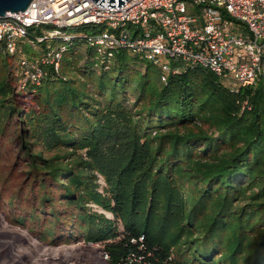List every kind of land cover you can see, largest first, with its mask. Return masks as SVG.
I'll use <instances>...</instances> for the list:
<instances>
[{
  "label": "trees",
  "instance_id": "16d2710c",
  "mask_svg": "<svg viewBox=\"0 0 264 264\" xmlns=\"http://www.w3.org/2000/svg\"><path fill=\"white\" fill-rule=\"evenodd\" d=\"M76 40L86 42L64 55ZM59 41H39L35 53ZM70 54L21 90L20 55L0 53V133L14 135L27 165L25 193L8 200H22L16 220L47 210L44 234L76 226L109 264H264L263 76L232 91L201 66L164 82L117 54L106 68L93 52V69L91 57ZM26 92L36 98L27 109L17 99Z\"/></svg>",
  "mask_w": 264,
  "mask_h": 264
},
{
  "label": "built area",
  "instance_id": "2783aa9c",
  "mask_svg": "<svg viewBox=\"0 0 264 264\" xmlns=\"http://www.w3.org/2000/svg\"><path fill=\"white\" fill-rule=\"evenodd\" d=\"M81 25H86L83 33L67 31ZM41 26L49 29L33 32ZM78 37L104 67L125 49L155 63L164 82L201 66L238 91L264 75V0H126L121 6L32 0L23 11L0 15V53L16 58L25 42L35 48L43 40L67 42L49 43L35 57H17L21 90L39 84L49 67L59 71L68 43Z\"/></svg>",
  "mask_w": 264,
  "mask_h": 264
},
{
  "label": "rangeland",
  "instance_id": "374dc122",
  "mask_svg": "<svg viewBox=\"0 0 264 264\" xmlns=\"http://www.w3.org/2000/svg\"><path fill=\"white\" fill-rule=\"evenodd\" d=\"M102 26L99 25V28ZM41 31H46V26H41ZM144 30V27L141 31ZM67 31L75 33L85 32V28L69 27ZM60 44L67 43L65 40H60ZM78 43V44H77ZM77 44V45H76ZM76 45V46H75ZM24 46V53L22 55L35 57L38 53L36 48L29 43ZM78 49L83 56L81 63L87 61L86 66L93 69L94 59L92 47H88L85 41L78 42L73 45H69L68 52L64 55V59L70 57L72 50ZM119 60L125 65L130 67L140 68L145 71L148 68V73L152 76H159L160 69L148 59L141 58L140 56L132 53L131 51H125L123 55H118ZM80 56V55H79ZM16 61H19L17 58ZM118 62V60H117ZM18 64V63H17ZM96 73L77 75L78 81L83 83L84 80H90L92 78H98L99 71ZM121 71V68L113 71V74H117ZM72 70L67 71V76H72ZM123 74H127V70ZM264 81V75L262 77ZM65 82V81H62ZM77 83V80L73 81V84ZM19 103L28 108L31 105H35L36 98H32L31 94L26 92L17 95ZM10 131L6 128L4 132L0 133V264H109L107 255L104 251L103 245L97 241L86 240L84 236L78 233L76 226L65 225L62 223L55 236H47L42 232L47 219L52 216L47 210L46 214L41 216L37 222H30L27 218L25 223L16 220L17 215L22 211L20 204L22 200L18 198L17 205L9 206L8 200L13 197H17V193L13 194V191L22 189V193H25L27 189L28 180L26 175L21 172L25 170L27 165L26 160L18 157L16 148L18 143L14 140V135L9 134ZM10 139V140H9ZM12 142V143H9ZM102 185L105 183L104 177H101ZM26 187V188H25ZM102 189V186L100 187ZM36 191H39L36 186ZM19 197V196H18ZM19 201V202H18ZM58 204V203H56ZM24 205V204H23ZM91 205L101 211L105 212L108 216L112 217V213L105 211L101 206L91 203ZM64 206V205H59ZM62 217L66 216V213H60ZM34 227V228H33ZM64 233H71L72 238L62 239L60 230ZM77 229V230H76Z\"/></svg>",
  "mask_w": 264,
  "mask_h": 264
},
{
  "label": "water",
  "instance_id": "95a60500",
  "mask_svg": "<svg viewBox=\"0 0 264 264\" xmlns=\"http://www.w3.org/2000/svg\"><path fill=\"white\" fill-rule=\"evenodd\" d=\"M126 0H95L97 5L121 6ZM32 0H0V15L7 12L23 11L28 8Z\"/></svg>",
  "mask_w": 264,
  "mask_h": 264
}]
</instances>
